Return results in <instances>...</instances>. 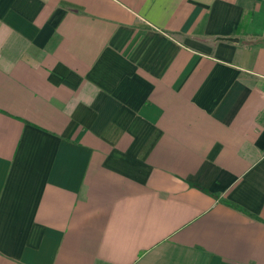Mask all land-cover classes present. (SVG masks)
<instances>
[{
	"label": "crops",
	"instance_id": "crops-1",
	"mask_svg": "<svg viewBox=\"0 0 264 264\" xmlns=\"http://www.w3.org/2000/svg\"><path fill=\"white\" fill-rule=\"evenodd\" d=\"M0 264H264V0H0Z\"/></svg>",
	"mask_w": 264,
	"mask_h": 264
}]
</instances>
